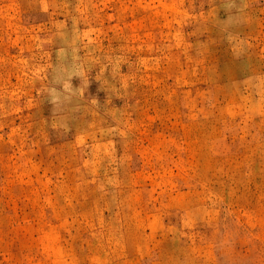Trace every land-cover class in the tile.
<instances>
[{
    "label": "rangeland",
    "instance_id": "obj_1",
    "mask_svg": "<svg viewBox=\"0 0 264 264\" xmlns=\"http://www.w3.org/2000/svg\"><path fill=\"white\" fill-rule=\"evenodd\" d=\"M0 264H264V0H0Z\"/></svg>",
    "mask_w": 264,
    "mask_h": 264
}]
</instances>
